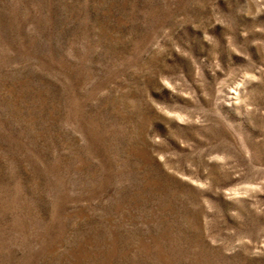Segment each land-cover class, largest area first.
<instances>
[{
	"label": "rangeland",
	"instance_id": "374dc122",
	"mask_svg": "<svg viewBox=\"0 0 264 264\" xmlns=\"http://www.w3.org/2000/svg\"><path fill=\"white\" fill-rule=\"evenodd\" d=\"M0 264H264V0H0Z\"/></svg>",
	"mask_w": 264,
	"mask_h": 264
}]
</instances>
